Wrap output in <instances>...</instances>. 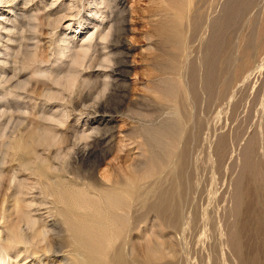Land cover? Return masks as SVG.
I'll use <instances>...</instances> for the list:
<instances>
[{"label": "rangeland", "instance_id": "obj_1", "mask_svg": "<svg viewBox=\"0 0 264 264\" xmlns=\"http://www.w3.org/2000/svg\"><path fill=\"white\" fill-rule=\"evenodd\" d=\"M39 1L26 5L41 18L35 33L0 4V51L10 55L1 54L0 81L16 56L23 82L0 83L1 255L114 264L121 250L124 264H264V0H124L127 10L105 20L85 5L81 27L68 16L53 36L42 15L70 0H47V9ZM65 37L80 58L62 52ZM66 100L108 111L76 124V113L59 114ZM49 162L74 185L65 198L22 165ZM110 188L124 192L119 211L106 201ZM38 208L43 221L29 228ZM46 245L56 254L42 255Z\"/></svg>", "mask_w": 264, "mask_h": 264}, {"label": "bare ground", "instance_id": "obj_2", "mask_svg": "<svg viewBox=\"0 0 264 264\" xmlns=\"http://www.w3.org/2000/svg\"><path fill=\"white\" fill-rule=\"evenodd\" d=\"M33 0H0V4H4V3H10L12 6H14V10H13V12L15 13V19H19L20 20V22H21V24L23 25V26H25V22H24V18L25 17H27L28 19V21H27V26H29V31H31L32 33L34 32H36L37 31V28H38V24H40L41 23V18L38 16V15H28V12H29V9L26 7V5L28 4V3H30V2H32ZM115 1V3H116V6L115 7H112V5L110 4V2H111V0H70L69 2L71 3V5H68V6H66L65 8H64V10H63V12H61V11H59L60 9H62V7H59V8H51L50 10H46V12H44V14L42 15V19L44 18L45 19V21H46V23H47V25L49 26V27H52V29H51V31H50V33H48V35L49 34H51L52 36L53 35H55V32L53 31L55 28H57L58 27V25L59 24H61L62 22H63V20L65 19V18H67L68 16H79V20H81V22L79 21V25H80V27L82 26V16L80 15L81 14V8H85V5H87L88 7L87 8H89V11H90V13H93V15L95 16V17H97V16H99V17H101L103 20H105L108 16H111V14H113L117 9L118 10H121V11H123V12H125V10H127V8L124 6V0H114ZM68 2V3H69ZM53 3L54 2H52L51 4H50V2H48L47 3V0H42L41 2L39 1V3H37V5H36V7H37V9H39L40 7H41V5H42V9H47V7L49 6V7H52V5H53ZM50 4V5H49ZM6 5V4H5ZM9 5V4H8ZM7 6V5H6ZM175 6V5H174ZM91 7H93V8H91ZM12 9V8H11ZM41 9V10H42ZM16 10H22V13L19 15L18 13H17V11ZM38 11V10H37ZM3 12V11H2ZM59 12H61L60 14H58ZM110 12V13H109ZM179 13V12H178ZM13 14V13H12ZM117 14V13H116ZM177 14V13H176ZM179 14H181V13H179ZM54 16V17H53ZM182 16V15H181ZM18 17V18H17ZM115 17V16H114ZM113 17V18H114ZM91 18V17H90ZM13 19V18H12ZM100 19V18H99ZM112 19V18H111ZM194 19V18H193ZM66 21V20H65ZM37 22H39L38 24H37ZM13 23V22H12ZM95 23V22H94ZM110 23V22H109ZM1 22H0V26H1ZM69 24V23H68ZM102 24H104L103 22H101V23H97V24H95V26L96 27H100V26H102ZM85 25V24H84ZM69 28H71V26H68ZM3 28H6V30H7V32L8 31H10V33H11V29L9 28V27H6L5 25L3 26ZM67 28V27H66ZM78 28V27H77ZM23 29V28H22ZM2 30V29H1ZM5 30V29H4ZM105 30V29H104ZM104 30H102V32L104 31ZM107 30V29H106ZM105 30V31H106ZM126 30V29H125ZM14 31V30H13ZM22 31V30H21ZM101 32V33H102ZM30 33V32H29ZM32 33L30 34V36L29 37H27V40H32V39H34V37L32 36ZM100 33V36H101V38L103 39V40H108V37H109V35L110 34H101ZM8 34V33H7ZM12 34V33H11ZM3 36V35H2ZM99 36V37H100ZM111 37V36H110ZM1 38H3V37H1ZM93 38H94V36H90L89 38H88V40H89V42H91L92 43V40H93ZM125 38V37H124ZM62 39V38H61ZM10 40H12V39H10ZM54 40V39H53ZM56 40V39H55ZM103 40H100V42L101 41H103ZM127 40V39H126ZM14 41H15V39H14ZM57 41V40H56ZM56 41H55V43H56ZM59 41V40H58ZM33 42V41H32ZM49 42H51V40L49 41ZM62 42V41H61ZM63 42H64V46L63 47H61L62 48V52H66V51H68V56L67 57H72L73 59H78V58H80L79 57V52H77V51H75V40H74V37H68V38H66L65 37V39H63ZM104 42V41H103ZM30 43H31V41H30ZM88 43V42H87ZM52 44V43H51ZM89 44V43H88ZM85 45V44H84ZM93 45H94V43H93ZM22 46H24V47H26L28 50H30V47H31V45L29 44V43H22V45H21V47ZM81 46V45H80ZM103 46V45H102ZM4 47V46H3ZM34 47V46H33ZM59 47V46H58ZM91 47H92V45L91 44H89V45H86V46H83L82 47V50H83V52H87V51H89L90 49H91ZM100 47V46H99ZM122 47L123 48H126V49H130L131 47L130 46H128V44L126 43V42H124L123 44H122ZM6 48L7 49H10V48H12V47H9V46H6ZM18 48V47H17ZM56 48V47H55ZM97 48V47H96ZM104 48V47H103ZM113 48V47H112ZM111 48V49H112ZM59 49H60V47H59ZM14 50V49H13ZM187 50V49H186ZM59 51V50H58ZM110 51V50H109ZM3 52H6V50L5 51H0V62L3 64V63H7V61H5L4 59H2V56H1V54H3V57H5V55H9V53H3ZM8 52V51H7ZM11 52V51H10ZM48 52V51H47ZM117 52V51H116ZM39 53V52H38ZM54 53V52H53ZM102 53V52H101ZM129 53V52H128ZM187 53H188V51H187ZM13 54V53H12ZM42 54V53H41ZM59 54V53H58ZM44 55V54H43ZM52 55V54H51ZM54 55V54H53ZM10 56V55H9ZM46 56V55H45ZM48 56V55H47ZM52 57V56H51ZM60 57V56H59ZM119 58V57H118ZM117 58V59H118ZM121 58V57H120ZM17 57L15 56V60H13L14 61V64H13V72H12V74L11 75H9V72L7 71V70H5L4 69V71L2 70V75H3V77H2V80L0 81V83L1 84H8V85H12V83H13V81L14 80H16L17 79V81H15V86L14 87H22L23 86V82H21V81H19V74H20V69H18V67H17V65L15 64V63H17ZM111 59L112 58H110L109 56H107L106 58H105V60L106 61H108V62H111ZM123 59V58H122ZM125 59V58H124ZM59 60V59H58ZM58 60H56V61H58ZM55 61V62H56ZM42 63L43 62H48V63H51L52 62V60L49 58V59H46V60H43L42 59V61H41ZM68 62V61H67ZM63 63V62H62ZM61 63V64H62ZM37 64V63H36ZM52 65V64H51ZM124 65V64H123ZM245 65V64H244ZM46 66H48L47 64H46ZM45 66V67H46ZM103 66V65H102ZM2 68V67H1ZM0 68V69H1ZM5 68V67H4ZM32 68V67H31ZM39 68V67H38ZM41 68V67H40ZM43 68H44V65H43ZM47 68V67H46ZM45 68V69H46ZM86 68V67H85ZM91 68V67H90ZM123 68V67H122ZM34 69V68H33ZM35 69H37V68H35ZM48 69H49V67H48ZM53 69V68H52ZM68 69V68H67ZM88 69V68H87ZM124 69V68H123ZM122 69V70H123ZM32 70V69H31ZM39 70V69H38ZM37 70V71H38ZM43 70V69H42ZM51 70V69H50ZM56 70V69H55ZM54 70V71H55ZM59 70V69H58ZM115 70H120V68H117V69H114V68H112V73H111V75L109 74V75H107V77H110V76H114V71ZM34 70H32V72H33ZM57 71V70H56ZM44 72V71H43ZM34 73V72H33ZM47 73V72H46ZM59 73H60V71H59ZM99 73V72H98ZM32 74V73H31ZM100 74V73H99ZM68 75V74H67ZM82 75V74H81ZM0 76H1V73H0ZM25 76V75H24ZM57 77V74H55L54 75V79ZM63 77V76H62ZM111 77V78H112ZM27 78V77H26ZM51 78V77H50ZM87 78V77H86ZM40 79V78H39ZM57 79H58V77H57ZM122 79V78H121ZM23 80H25V79H23ZM42 80V79H41ZM45 81V80H44ZM75 83H76V81H75ZM25 85V84H24ZM74 86H75V84H74ZM79 87V86H78ZM74 89V88H73ZM99 96H100V93H99ZM184 96V95H183ZM95 97V96H94ZM108 97V96H107ZM46 98H47V100H58L59 101V99H58V96L55 94V93H51V92H49L48 94H47V96H46ZM66 99H67V97H65ZM84 98V97H83ZM64 99V98H63ZM89 99V98H88ZM37 100V99H36ZM44 100V99H43ZM35 101V100H34ZM41 101V100H40ZM57 101V102H58ZM94 101V100H93ZM65 102V103H64ZM63 102V104H60L59 103V105H58V107L59 106H64L63 107V110H61L60 111V115L61 116H65L66 115V119H69V116L71 115V113H76V115H77V118H76V124H77V122H79L80 120H85V121H87L88 122V119L90 118V116H92V115H95V114H97V113H99V112H106V111H108L107 109H104L105 107H103L102 105H100V104H94V105H91V106H89V105H82L81 103H70L69 105H68V100H66V101H64ZM99 102V101H98ZM101 102V101H100ZM36 103V102H35ZM62 103V102H61ZM92 103V102H91ZM87 104V103H86ZM37 106V105H36ZM148 107V106H147ZM34 110H35V108H34ZM42 114V113H41ZM47 114V113H46ZM104 115V114H103ZM101 116V122L102 121H106V123H108L109 122V120H107V119H105L104 118V116ZM106 116V115H105ZM75 119V118H74ZM35 121V120H34ZM185 121V120H184ZM38 123V122H37ZM89 123V122H88ZM91 124V123H90ZM82 125V124H81ZM40 126V125H39ZM77 126V125H76ZM110 128L112 129V127L110 126ZM35 130V129H34ZM92 130H96V128H92ZM39 132V131H38ZM71 132V131H70ZM157 132V131H156ZM167 132V131H166ZM44 133V132H43ZM62 133V132H61ZM86 133V132H85ZM150 133V132H149ZM154 134V133H153ZM44 135V134H43ZM158 135V134H157ZM51 136V135H50ZM100 136H102V135H100ZM152 136H155V135H151V137ZM45 137V136H44ZM105 137V136H104ZM97 138V137H96ZM46 139H48V138H46ZM155 139V138H154ZM99 140V139H98ZM153 140V139H152ZM162 140V139H161ZM164 140V139H163ZM101 141V140H100ZM165 141V140H164ZM251 141V140H250ZM44 143V142H43ZM79 143V142H78ZM97 143V142H96ZM162 143V142H161ZM88 144V143H87ZM45 145V144H44ZM111 145V144H110ZM84 146H86V145H84ZM164 146V145H163ZM87 147V146H86ZM47 148V147H46ZM74 148V147H73ZM72 148V149H73ZM77 148H79L80 150H84L85 149V147H81V146H79V147H77ZM71 149V150H72ZM89 149V148H88ZM104 149V148H103ZM74 150V149H73ZM76 150V149H75ZM74 150V151H75ZM73 151V152H74ZM76 152V151H75ZM83 152V151H82ZM88 152V151H87ZM173 152V151H172ZM181 152H183V151H181ZM143 153V152H142ZM174 153H176V151L174 152ZM186 153V152H185ZM37 154H39V153H37ZM36 154V155H37ZM80 154V153H79ZM179 154V153H178ZM46 155V154H45ZM44 155V156H45ZM83 155H85V154H83ZM177 155V154H176ZM42 156V155H41ZM48 156V155H47ZM74 156V155H73ZM30 157V156H29ZM38 157V156H37ZM67 157H68V155H67ZM80 157V156H79ZM43 158V157H42ZM85 158H87V157H85ZM31 159V158H30ZM29 159V160H30ZM34 159H36V158H34ZM40 159H41V157H40ZM125 159V158H124ZM23 160V159H22ZM127 161V160H126ZM30 163H32V161L30 162ZM63 163V162H62ZM17 164V163H16ZM33 164H34V162H33ZM54 164V163H53ZM53 164H51L50 162L45 166V167H41V168H39L38 170H36V169H34V168H32L31 167V165L29 164V163H24V164H22L23 166H24V169H27V170H32V172H33V174H40V177H43V178H45L47 181H46V184H47V186H51L52 188H54V189H56V191H57V193H60V198H65V196H66V194H65V192H64V189H65V187H68V185L70 186V180L69 179H67V178H65L64 176H61V175H59L58 173H54V171H56V172H58L59 171V168L57 167V166H55V165H53ZM58 164V163H57ZM18 165V164H17ZM64 165V164H63ZM14 167V166H13ZM23 168V167H22ZM13 172V171H12ZM27 172V171H26ZM160 172V171H159ZM54 173V174H53ZM154 173V172H153ZM49 174H52V175H49ZM164 175V174H163ZM30 176V175H29ZM135 176V175H134ZM23 177V176H22ZM20 178V177H19ZM31 178V177H30ZM33 178V177H32ZM31 178V179H32ZM139 179V178H138ZM158 179V178H157ZM82 180V179H81ZM73 181V180H72ZM2 183V182H1ZM4 183V182H3ZM2 183V184H3ZM79 183V182H78ZM146 183V182H145ZM86 184V183H85ZM138 184V183H137ZM79 185V184H78ZM133 185V184H132ZM110 186V185H109ZM136 186V185H135ZM70 187H72V186H70ZM77 187V186H76ZM75 187V193H79L81 190H79V189H77ZM104 187V186H103ZM114 187V186H113ZM112 187V188H113ZM127 187V186H126ZM140 187V186H139ZM157 187V186H156ZM2 188V187H1ZM72 188H74V185H73V187ZM36 194H37V192H36ZM104 194H105V197H106V201H107V203L110 205V206H113V207H115L116 209H118L117 211H119V209L121 210V207L122 206H124L126 203H125V199H124V197H123V195H124V192L123 191H116V190H114V189H109V190H106L105 192H104ZM131 194V193H130ZM98 195V194H97ZM96 195V196H97ZM31 198V197H30ZM33 198V197H32ZM104 199V198H103ZM29 200V199H28ZM100 200V199H99ZM27 201V200H26ZM58 201V200H57ZM56 201V202H57ZM129 203V202H128ZM39 204L40 205H43V202H42V200L39 202ZM61 204V203H60ZM97 204V203H96ZM65 205V204H64ZM93 205H95V204H93ZM102 205V204H101ZM66 206V205H65ZM104 206V205H103ZM93 207V206H92ZM95 207V206H94ZM2 208H4V207H2ZM61 208V207H60ZM67 208H68V206H67ZM70 209V208H69ZM96 209V208H95ZM107 209H108V207H107ZM68 210V209H67ZM82 210H85V209H83L82 208ZM35 211H36V214H37V216H30L29 217V222H28V227L30 228V227H32V225H35L36 223H37V221H43V214H41V213H38L39 212V208L38 209H35ZM63 211H65V210H63ZM86 211V210H85ZM68 212V211H67ZM77 212V211H76ZM82 212V211H81ZM95 212V211H94ZM109 212V211H108ZM110 213V212H109ZM119 213H121V212H119ZM64 214V213H63ZM74 214V213H73ZM72 214V215H73ZM76 214V213H75ZM78 214V213H77ZM126 214V213H125ZM128 214V213H127ZM109 215H111V214H109ZM123 215V213H121L120 215H119V217L120 216H122ZM100 216V215H99ZM130 216V215H129ZM207 216V215H206ZM72 217V216H71ZM110 217H112V216H110ZM109 217V218H110ZM118 217V216H117ZM4 218V216L3 215H0V222H1V219H3ZM101 218H102V216H101ZM104 219V218H103ZM113 219V218H112ZM111 219V220H112ZM120 219L122 220V219H125V218H123V217H120ZM69 220V219H68ZM75 220V219H74ZM101 220V219H100ZM78 221V220H77ZM82 222V221H81ZM45 223H47V222H45ZM114 222H112V224H113ZM52 224H54V223H52ZM80 225H81V223H79ZM97 224H98V222H97ZM102 224V223H101ZM84 225H85V223H84ZM83 225V226H84ZM96 225V224H95ZM114 226V225H113ZM113 226H112V228H113ZM23 230L26 232V228H23ZM106 230V229H105ZM112 230V229H111ZM115 230V229H114ZM108 231V230H107ZM55 232V231H54ZM53 232V233H54ZM109 232V231H108ZM115 232V231H114ZM74 233V232H73ZM111 233V232H110ZM116 233V232H115ZM45 234V237H47V233H44ZM20 235V234H19ZM74 235V234H73ZM114 235V234H113ZM112 235V236H113ZM80 236V235H79ZM111 236V235H110ZM117 236V235H116ZM115 237V236H114ZM109 238V237H108ZM113 238V237H112ZM3 239V229H1V227H0V242H1V240ZM118 239V238H117ZM113 242V241H112ZM13 243V242H12ZM119 243V242H118ZM15 244V243H14ZM13 244V245H14ZM112 244V243H111ZM116 244V243H115ZM114 245V244H113ZM112 247V246H111ZM123 247V246H122ZM119 248H121V247H119ZM110 249V248H109ZM1 250H4V249H2V248H0V251ZM34 250V249H33ZM5 251V250H4ZM13 251V250H12ZM40 252H42L43 254L42 255H44V256H47V253H50L51 255H55L56 253V250H52L50 247H48V245H46V247H42L40 250H39ZM124 254V253H123ZM6 256L7 255H1V253H0V264H11V261H9V260H7L6 259ZM64 256V255H63ZM103 257V256H102ZM9 258V257H8ZM47 258V257H46ZM82 258V257H81ZM41 259V258H40ZM107 259V258H106ZM114 261H115V263L114 264H116V262H117V264H124V261H123V258H122V256H121V250H119V251H116V253H115V256H114ZM52 261V260H51ZM131 261V260H130ZM15 264H17V263H15ZM36 264V263H35ZM40 264H50V262L49 261H47V262H45V261H41V263ZM60 264H69L68 263V261H67V259L64 257V258H62V259H60Z\"/></svg>", "mask_w": 264, "mask_h": 264}]
</instances>
